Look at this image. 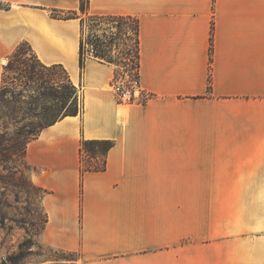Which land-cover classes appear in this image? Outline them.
<instances>
[{
	"label": "crops",
	"instance_id": "0c3cea01",
	"mask_svg": "<svg viewBox=\"0 0 264 264\" xmlns=\"http://www.w3.org/2000/svg\"><path fill=\"white\" fill-rule=\"evenodd\" d=\"M0 0L4 66L27 42L79 87L81 111L27 147L44 191L37 241L76 254L40 264H264V0ZM54 11L77 12L56 18ZM139 21L143 103H121L117 70L88 54L85 17ZM85 140L113 143L81 174Z\"/></svg>",
	"mask_w": 264,
	"mask_h": 264
},
{
	"label": "rangeland",
	"instance_id": "374dc122",
	"mask_svg": "<svg viewBox=\"0 0 264 264\" xmlns=\"http://www.w3.org/2000/svg\"><path fill=\"white\" fill-rule=\"evenodd\" d=\"M84 29L86 40L92 41L96 35L102 38L100 49L115 62L117 74H134L127 70V63L136 53L134 20L116 19L112 22L108 18L88 15ZM24 52L31 54L28 46ZM32 62L39 69L35 58ZM45 77L48 83L38 84L23 78L21 69L13 67L7 72V86L0 89L1 134L8 133L9 138L23 127L37 133L75 110L80 113L81 91L69 84L65 70L61 67L46 70ZM11 165L21 169L24 175L16 180L17 187L0 184V264H40L76 259V254L53 250L37 241L46 222L41 203L44 191L32 182L31 169L22 160L17 158Z\"/></svg>",
	"mask_w": 264,
	"mask_h": 264
},
{
	"label": "trees",
	"instance_id": "16d2710c",
	"mask_svg": "<svg viewBox=\"0 0 264 264\" xmlns=\"http://www.w3.org/2000/svg\"><path fill=\"white\" fill-rule=\"evenodd\" d=\"M90 0H81L80 11L82 14H88L87 10L89 8ZM52 15L56 18H75L77 17V12H66L61 13L58 11H54ZM96 17H104L111 19L114 22L116 19H121L122 21L126 20H134L135 21V49L136 53L133 60H130L127 65L129 68L127 69L129 73L137 74L139 76V68H140V55H139V21L132 17L125 16H96ZM118 29L120 27L118 26ZM123 35H126L123 31H120ZM102 43V38L100 36H94V40L90 41L86 40L85 37L81 39L80 43V57L79 63L80 68L83 70L85 66V60L88 54H93L95 57L100 60L108 63L115 64L114 61L108 59L100 49ZM28 46L31 52L30 55L24 52V48ZM87 46L89 47L87 49ZM31 56V58H30ZM32 58H35L39 64L38 67L32 62ZM13 67L21 69V75L23 78L27 79L28 82L45 84L48 83V80L45 77V71L50 70L52 68H59L61 66H46L42 64L37 55L34 53L32 48L29 46L27 42L21 43L13 52V54L9 57L8 63L4 66V85L6 87V77L7 72L12 70ZM62 68V67H61ZM67 74V72L65 71ZM68 75V74H67ZM69 84L75 89L76 87L72 84L69 76H68ZM52 83V82H50ZM2 87H0L1 89ZM78 111L75 110L72 112L70 116L77 115ZM55 123V122H54ZM52 125V124H51ZM41 130L37 133H33L32 130L26 129V127L21 128L19 132L15 134V136L8 137V133H0V184L4 185H12L17 187L15 184L16 180L21 178L24 173L21 169H18L16 166H12L11 164L16 162L17 158L22 160L26 166H29L32 170V167L26 161L27 147L28 144L36 139ZM113 143L111 141L104 140H85L81 146V174L84 176L86 172L89 171H104L107 166V153L112 148Z\"/></svg>",
	"mask_w": 264,
	"mask_h": 264
},
{
	"label": "built area",
	"instance_id": "2783aa9c",
	"mask_svg": "<svg viewBox=\"0 0 264 264\" xmlns=\"http://www.w3.org/2000/svg\"><path fill=\"white\" fill-rule=\"evenodd\" d=\"M112 91L121 103H143L148 97L141 88L137 74L126 76L116 73L112 84Z\"/></svg>",
	"mask_w": 264,
	"mask_h": 264
}]
</instances>
